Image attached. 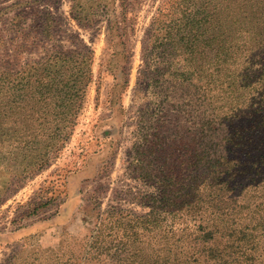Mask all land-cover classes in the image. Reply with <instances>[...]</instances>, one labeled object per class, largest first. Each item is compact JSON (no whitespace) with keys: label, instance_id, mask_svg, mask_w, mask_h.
I'll use <instances>...</instances> for the list:
<instances>
[{"label":"trees","instance_id":"trees-1","mask_svg":"<svg viewBox=\"0 0 264 264\" xmlns=\"http://www.w3.org/2000/svg\"><path fill=\"white\" fill-rule=\"evenodd\" d=\"M120 8L121 17L109 10L105 18L118 37L129 21ZM94 55L56 48L17 72L2 62L0 95L12 104L5 115L21 125L18 148L28 158L22 176L49 168L72 139L95 82ZM138 87L157 105L130 163L149 188L134 199L149 212L103 213L82 246L85 264H149L141 247L153 234L175 249L155 251L160 264H264V0L165 2L143 40ZM183 161L204 178V188L198 180L188 188L190 203L177 195L174 168ZM166 188L179 190L170 193L175 204L165 202Z\"/></svg>","mask_w":264,"mask_h":264},{"label":"rangeland","instance_id":"rangeland-1","mask_svg":"<svg viewBox=\"0 0 264 264\" xmlns=\"http://www.w3.org/2000/svg\"><path fill=\"white\" fill-rule=\"evenodd\" d=\"M168 1L0 0V48L4 52L0 68L4 62L17 72L28 60L39 61L56 48L87 47L95 53V82L75 133L61 157L42 172L22 176L28 161L18 148L24 146L20 143L23 136L16 133L22 128L5 115V106L12 104L0 95V264H85L82 246L93 242L103 213L113 208L139 215L149 212L145 202L134 199L139 192L144 198L149 188L133 179L136 174L130 163L138 134L152 127L157 109L151 94L147 100V93L138 87L143 40L159 7ZM123 2L129 21L122 25V37L113 36L105 18L109 10L121 17ZM29 128L36 125L29 124ZM177 165L175 178L183 190L177 195L190 203L192 199L187 201L186 196L193 181H200L204 188L202 171L192 176L188 162ZM253 176L251 171V180ZM166 190L165 202L175 204L170 193L179 190ZM156 199V208L170 212L163 200ZM152 237L147 240L150 245L141 248L151 256L149 264H160L155 251L164 248L166 255L175 249L167 244L169 237Z\"/></svg>","mask_w":264,"mask_h":264}]
</instances>
